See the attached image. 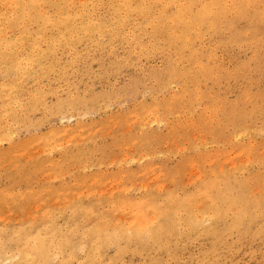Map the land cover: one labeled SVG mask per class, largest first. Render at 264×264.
Returning <instances> with one entry per match:
<instances>
[{
	"label": "rangeland",
	"instance_id": "374dc122",
	"mask_svg": "<svg viewBox=\"0 0 264 264\" xmlns=\"http://www.w3.org/2000/svg\"><path fill=\"white\" fill-rule=\"evenodd\" d=\"M0 264H264V0H0Z\"/></svg>",
	"mask_w": 264,
	"mask_h": 264
},
{
	"label": "bare ground",
	"instance_id": "6f19581e",
	"mask_svg": "<svg viewBox=\"0 0 264 264\" xmlns=\"http://www.w3.org/2000/svg\"><path fill=\"white\" fill-rule=\"evenodd\" d=\"M212 3V2H211ZM213 4V3H212ZM180 5V4H179ZM213 6V5H212ZM218 8V7H217ZM208 9H210V8H208ZM41 10V9H40ZM209 11V10H208ZM200 12V11H199ZM135 13V12H134ZM205 15V13L203 14V16ZM209 16V15H208ZM166 24V23H165ZM75 32V31H74ZM106 36V35H105ZM30 44V43H29ZM4 45V44H3ZM65 48V47H64ZM30 87V86H29ZM24 103V102H23ZM79 145V144H78ZM33 161V160H32ZM220 179V178H219ZM224 181V180H223ZM232 181V180H231ZM220 185V184H219ZM221 186V185H220ZM200 190V189H199ZM207 191V190H206ZM135 194V193H134ZM127 200V199H126ZM128 200H130V199H128ZM236 204V203H235ZM127 217V216H126ZM208 217V216H207ZM136 222V221H135ZM143 223V222H142ZM160 223V222H159ZM132 223H130V225H131ZM143 225H148V224H146V223H144ZM134 226V225H133ZM141 227V226H140ZM144 228L146 227V226H143ZM142 227V228H143ZM136 228V227H135ZM151 228H152V226H151ZM154 228H155V226H154ZM145 229H147V228H145ZM15 230V229H14ZM156 230V229H155ZM154 231V230H153ZM145 232V231H144ZM141 234V233H140ZM155 235V234H154ZM92 236V235H91Z\"/></svg>",
	"mask_w": 264,
	"mask_h": 264
}]
</instances>
